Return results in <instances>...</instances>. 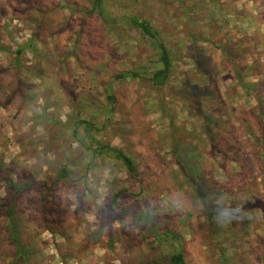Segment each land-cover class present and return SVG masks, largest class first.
Masks as SVG:
<instances>
[{"label":"rangeland","instance_id":"1","mask_svg":"<svg viewBox=\"0 0 264 264\" xmlns=\"http://www.w3.org/2000/svg\"><path fill=\"white\" fill-rule=\"evenodd\" d=\"M176 251L264 264V0H0V264Z\"/></svg>","mask_w":264,"mask_h":264},{"label":"trees","instance_id":"2","mask_svg":"<svg viewBox=\"0 0 264 264\" xmlns=\"http://www.w3.org/2000/svg\"><path fill=\"white\" fill-rule=\"evenodd\" d=\"M100 3H101V0H94L95 6L100 5ZM133 25L145 35L149 36L152 39H155V35L152 33L149 25L146 22L140 21V20H133ZM158 47L160 49V62L162 64V67L160 69H154L152 77H151V82L154 86H164L169 77L171 62H170V57L168 55V52L166 48L164 47V45L162 43H158ZM97 152H99L100 154H103V152L111 153L116 160L121 162L126 173L131 178L135 180L138 179V171H137V167L133 159L127 154H125L123 151L112 148V147L102 146L97 149ZM65 177L66 175L63 171V173L61 172L59 174L58 179L62 180ZM7 183L9 184V187L15 189L16 195H20L24 190L41 191V188H43V185H36L32 182H29L24 185H15V184H12L11 181H7ZM124 193L125 192L121 190L116 195H114L113 200H112L113 204L117 205L118 198ZM41 194H42V197L44 198L45 193L42 192ZM7 209H8L9 216H12V207H8ZM11 239L16 244L14 232L12 233ZM16 247L18 249L17 251L19 255L22 256L23 252L20 249L21 247L17 244H16ZM169 262L171 264H185L183 253L181 251L173 252L169 257Z\"/></svg>","mask_w":264,"mask_h":264},{"label":"crops","instance_id":"3","mask_svg":"<svg viewBox=\"0 0 264 264\" xmlns=\"http://www.w3.org/2000/svg\"><path fill=\"white\" fill-rule=\"evenodd\" d=\"M222 49H226V47L221 48V50H222ZM221 50H220V51H221Z\"/></svg>","mask_w":264,"mask_h":264}]
</instances>
